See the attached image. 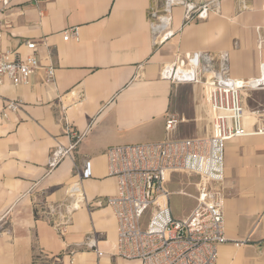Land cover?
Returning <instances> with one entry per match:
<instances>
[{"label":"crops","instance_id":"crops-1","mask_svg":"<svg viewBox=\"0 0 264 264\" xmlns=\"http://www.w3.org/2000/svg\"><path fill=\"white\" fill-rule=\"evenodd\" d=\"M186 1L171 9L174 35L159 45L151 12L163 13V0H10L0 52L26 58L33 42L40 67L27 84L15 86L4 77L0 86V264H71L73 250L74 264H140L115 256L118 222L106 200L116 195L118 182L108 174L107 150L209 134L208 121L199 120L206 121L202 86L161 77L177 54L226 52L230 75L244 80L258 78L264 63V0H220L219 13L188 22ZM74 27L79 39L64 41ZM181 85H195L191 114L168 132V117L183 114ZM10 101L20 102L18 111L6 110ZM244 123L256 130L250 116ZM72 146L50 171L52 152ZM86 162L93 175L82 179ZM197 181L174 174L169 183L174 195L188 193L186 216L196 206ZM77 182L85 202L72 211L69 190ZM221 187L227 238L249 242L221 246L217 264H264V134L226 143ZM90 235L103 257L84 246Z\"/></svg>","mask_w":264,"mask_h":264},{"label":"built area","instance_id":"built-area-1","mask_svg":"<svg viewBox=\"0 0 264 264\" xmlns=\"http://www.w3.org/2000/svg\"><path fill=\"white\" fill-rule=\"evenodd\" d=\"M161 1V0H156ZM164 12H151L154 30L160 34L162 45L173 31L170 30L171 9L179 0H163ZM0 9V36L3 28L2 14L10 0H2ZM186 22L207 20L211 13H219L220 0H194L184 3ZM260 31V29H258ZM78 27L64 32V41L79 39ZM259 43L264 38L259 37ZM31 54L26 58H12L10 51L0 52V86L3 78L15 86L27 84L39 69L36 55L37 45L28 43ZM54 70H48V81H52ZM161 77L174 84H199L203 88L202 107L210 132L205 137L169 139L160 142L122 145L107 150L108 174L117 179L118 189L106 204L115 213L118 222V240L115 256L124 261L140 264H217L219 248L225 244L242 247L249 239L231 241L225 233V145L227 142L249 134H264V104L246 115L245 95L249 91L264 90V63L261 75L252 79H235L230 75L229 54L226 52H194L177 54L175 60L164 65ZM20 102L10 101L6 110L16 112ZM5 116L7 113L5 112ZM250 116L256 121V130L249 132L244 120ZM183 120L170 115L166 121L168 132H174ZM74 148L55 149L48 161V169L54 170ZM174 174L197 176L194 184L196 206L189 215L177 218L172 209L174 192L169 183ZM93 175L91 162H86L80 178ZM181 195H188L180 191ZM75 201L72 211L84 204L80 183L69 190ZM65 221L60 234L68 232ZM84 246L96 251L97 239L90 235ZM74 264L76 251H70Z\"/></svg>","mask_w":264,"mask_h":264},{"label":"rangeland","instance_id":"rangeland-1","mask_svg":"<svg viewBox=\"0 0 264 264\" xmlns=\"http://www.w3.org/2000/svg\"><path fill=\"white\" fill-rule=\"evenodd\" d=\"M195 87V85H181L180 88L184 90L183 98L181 101V107L180 110L183 114L177 115L179 119L185 120V114L190 115L191 114V93L192 89ZM197 87L200 88V85ZM201 89V88H200ZM203 89V88H202ZM201 101L200 103H202ZM245 103H246V111L249 113L250 111L257 110L261 108L262 104H264V90H257V91H249L246 92L245 95ZM204 112V109L203 111ZM204 115V113H203ZM205 117V116H204ZM202 121V123H207V121H204L202 119H199ZM199 121V122H201ZM186 122V121H185ZM182 125V124H181ZM172 209L174 212V215L178 218L185 217L188 213L191 204L190 200L186 198L183 195L176 194L172 196Z\"/></svg>","mask_w":264,"mask_h":264}]
</instances>
